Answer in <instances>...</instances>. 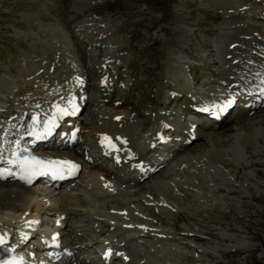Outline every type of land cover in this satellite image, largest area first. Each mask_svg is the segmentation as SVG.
Instances as JSON below:
<instances>
[{"label":"rangeland","instance_id":"obj_1","mask_svg":"<svg viewBox=\"0 0 264 264\" xmlns=\"http://www.w3.org/2000/svg\"><path fill=\"white\" fill-rule=\"evenodd\" d=\"M42 4L45 6L42 7ZM225 4L224 0H94L87 1L86 5H79L76 0H0V86H4V81H8V85L13 84L14 88L18 89L36 79L35 74L28 76L24 72L29 70L27 62L31 57L28 56L34 54L33 47L37 46L34 44L35 40L38 42V39L42 41L47 38L44 32H40L41 25L54 23V26L62 30L63 37L75 49L76 58L81 65H85L88 61V50L75 36L79 32L74 29V25L84 18L95 19L103 39L119 49L122 62L111 67L113 76L106 88L97 85L98 77L92 70L87 71L86 86L88 85L90 93L107 97L109 106L115 104L118 111L124 110L129 117L141 124V129H145L150 114H154L160 106L157 102V90L169 60V51L178 52L179 57H171V60L174 65L180 64L184 67L185 77L195 78V87L209 76L205 77V72H211L212 68L219 70V65L213 62L218 60L214 54L215 46L221 43L219 39L222 36L219 33L226 20ZM250 20L259 25L264 24L263 20ZM26 33H32L34 36L25 35ZM97 49L95 51L98 53L100 49ZM179 83L183 85L182 80H179ZM0 95L1 99L5 98L9 102L6 101V104L13 102L11 94L0 90ZM60 98H57V104L71 110V104L67 102L66 97L64 100ZM183 101V98H175L164 108L176 114L173 117H176L177 122L186 125L190 115L186 110L180 111ZM71 115L74 116L65 117L64 121L60 122L57 131L62 130L64 134L73 121L77 124L80 139L61 153L75 156L81 161V169L74 178V181L79 182L92 170L89 166L97 159L95 156L98 154V146L96 142H88L87 138L102 125L103 119H100L91 102L83 106L79 115L78 112ZM262 122L264 104L252 114H245L238 119L231 118L222 126L199 127L196 130L201 136L195 141L181 147L174 143L172 150H159L167 155L166 161L172 158L168 162L165 161L164 166L149 178L139 182L131 179L127 183H120L115 179L121 187H131L135 191L134 195H138L145 192L153 181L171 177L170 186L168 185L170 188L167 187L170 192L166 190L168 194L165 197L178 209L173 212L160 210L162 215L156 210L155 216H150L153 226L166 225L173 231L172 235L175 234L171 235L174 239L161 238V241H155V238L144 235L131 240L127 247L137 257L144 255L149 264H163L166 260H169L170 264H264V135L260 131L264 127ZM210 131L216 132L217 135L213 136L216 155L218 151L227 152L229 149V153L232 152L234 156L229 158L220 153V158L224 157L220 163V158H217L216 161L220 165L213 161H205L204 165V160L200 161L201 157L198 158L209 148L206 133ZM238 133L245 135L244 142L235 139ZM54 136L59 138L61 135L56 132ZM176 137L177 132H173V139ZM216 155L214 154L215 157ZM87 157L90 160L86 161ZM181 158L192 159L188 164L183 161L184 163L176 165L165 175L169 162L172 160L174 163L173 161ZM100 161L103 168L97 171L109 170L112 172V179L119 176L118 168L112 161ZM12 187H19L24 194L40 196V193H34L32 188L19 180L0 178V195L2 190ZM71 187L72 193H69L66 199L79 204L80 201L74 197L77 192L76 185ZM53 190L52 187L45 190L48 192L47 197L50 196L54 202L60 204V189ZM104 196L102 199L106 201L112 200L113 197ZM114 197L121 199L123 196ZM2 203L0 200V206L6 205ZM83 204L75 205L82 212V215H78L79 219H86L83 212L89 210L88 206ZM99 205L107 208L102 202ZM136 205L139 206L138 202ZM159 215L163 218H159ZM78 217L69 221L70 227L61 230L62 239L67 240L71 247H84L80 251L74 250L76 259L81 262L78 264H103L96 257L97 253H93L97 249L98 234L94 232L89 221L80 228L76 227L79 224ZM54 219L49 213L43 216L44 222L49 226L54 223ZM186 225L198 231L189 232L187 235L179 234L180 228ZM52 227L55 228V225ZM102 231L108 230L103 228ZM196 234L203 236L196 239ZM155 245L163 247L159 249L161 253H158ZM137 251L139 254H136ZM161 254H169L171 258H163ZM159 258L161 262L158 261ZM109 264L123 263L114 259Z\"/></svg>","mask_w":264,"mask_h":264},{"label":"bare ground","instance_id":"obj_2","mask_svg":"<svg viewBox=\"0 0 264 264\" xmlns=\"http://www.w3.org/2000/svg\"><path fill=\"white\" fill-rule=\"evenodd\" d=\"M76 1L79 5H86L87 1L92 2L94 0ZM224 1L227 8L225 10L226 20L222 24V31L219 33L222 36L219 39L221 43L215 46L214 56L218 60L213 62L219 65V70L212 68L211 72H205V77L209 76L197 87H190L189 78L185 77L186 74L184 75L183 72L184 67L182 68L180 64L174 65L171 60V57H179L178 52L169 51L167 53L169 60L162 72L161 83L157 90V102L160 106L154 114L149 113L151 116H149L150 119L145 125V129H141V124L139 125L136 120L132 119L131 116L129 117L123 112L124 110L118 111L115 104L109 106L107 97L90 93V89L87 88L88 85L86 86L87 71L92 70L97 74V85L106 88L113 76L110 72L113 70L111 67L122 62L119 49L103 39L102 31L95 23V19L84 18L74 25V29L79 32L75 36L85 44L88 50L86 53L88 61L85 65L80 64L75 56V49L63 37L62 30L53 25L54 23L39 27L40 32H44L47 38L42 41L38 39V42L35 40L36 43L34 44L38 47H33V49L35 48L33 55L29 54L28 57H31L27 62L29 70L24 72L28 76L31 73L35 74L36 79L31 80L30 85L24 84L18 89H15L13 84L8 85V81H4V86H0L1 92L11 94V100H13L8 105L6 104L8 101L5 98L1 99L0 95V138L5 141L6 134H14L15 138H20L24 134L29 137L26 139L27 145L22 147L24 150L20 148L21 140L18 141V150L23 151V154L33 152L40 160L71 161L78 167L73 169L70 165L61 166V169L41 170L38 176L28 177L17 165L8 163V160L14 156V151L10 152L13 147L7 150V146L0 144L2 146L0 147V155L4 157L0 159V171L11 169L12 172L9 175L7 171H4L0 178H14L27 184L34 193H40V196L24 194L19 187L2 190L0 200L6 205L0 206V237L4 238L5 243L0 245V249L14 243L27 244L28 240L35 238L36 235L41 237L44 235L46 238L44 237L41 242L37 240V244L32 246L31 255L27 257L28 259H34V255H37L35 250L39 252L45 250V253H53L52 261L78 264L79 260L76 259L74 250L79 249L80 251L84 247L81 249L79 245L71 247L67 240L61 239L63 237L61 230L67 226L70 227L68 223L72 218L82 215L81 210L75 205H82L83 203V205L88 206L89 210L83 212L86 214V219H79L78 217L79 224L76 227L80 228L85 222H91V227L99 238L96 245L97 249L93 253L99 252V259L103 262L119 259L123 264H149L144 255L141 256L140 254L137 257L127 247L131 240L144 235L155 238V241L157 239L161 241V238H173L172 236L175 234L172 235L173 231H170L166 225L153 226L150 219V216H155L156 210L168 212L178 210L165 197L169 191L167 187L170 186L171 177L170 179L165 177L166 179L153 181L145 192L138 195H134L133 188H123L116 180L120 183H127L131 179L138 180V177L149 178L159 168H162L166 161L167 155L158 152V150L168 148L172 150L174 143L181 147L188 142L195 141L201 136L196 130L197 125L208 124L213 127L217 122H219V126L223 125L227 120L218 121L217 119L223 116L222 113L225 110H227V114L234 104L238 103L239 107L235 111V115L238 113L251 114L253 110L256 111L264 104V92L261 91L264 89V24L259 25L250 20L252 18L264 21V0ZM44 6L42 4V7ZM40 15L41 13L38 16L40 17ZM30 34L34 36L32 33L25 35ZM95 49L98 50V53ZM179 80H182L183 85L178 84ZM19 89L21 91H18ZM63 95H67L65 97L67 102L71 104V110L57 104V98H62ZM65 97L63 96L62 99L64 100ZM175 98L176 100L178 98L184 99L183 108L181 106L180 111L188 110L189 114L206 115L209 119H192L186 125L183 122H177L176 117H173L176 114L168 112L169 110L164 108ZM90 102L94 105L96 113L100 115V119H103L102 125L91 132L87 138V141L96 142L98 154L96 161L89 166L92 170L77 182L74 181V178L81 169V161L75 156H66L61 153L63 149L71 148L73 143L80 139L77 124L73 121L69 131L67 130L64 134L62 130L57 131V129L65 117L71 118L74 116L71 115L74 112H78L79 115L83 106ZM60 109L65 111L61 112ZM33 117L36 118L35 121ZM224 117L226 119L225 115ZM53 123L51 132L45 134L43 131L45 124ZM32 131L40 133L41 138L37 139L36 136L28 134ZM260 131L264 135V127ZM56 132L61 135L59 138L54 136ZM173 132H177L175 139H173ZM206 134L209 148L201 154L202 156L198 157H201L200 161L204 160V163L202 162L204 165L205 161L217 163L216 160L218 157L220 158V153H223L225 157H234L232 152L229 153V149L227 152L218 151L216 155L214 150L215 139L213 138V136H217L216 132L210 131ZM105 137L109 139H105ZM244 137L245 135L242 136L238 133L235 139L242 143ZM9 140L8 144L13 141ZM170 141L173 143H169ZM101 157L116 164L119 176L112 179V172L109 170L97 171L103 168L100 161ZM223 158L219 159V163ZM190 159L192 158H181L173 161L174 163L171 160L165 175H168L176 165L184 162V164L189 163ZM88 160H90L89 157L86 158V161ZM169 160L167 159L166 162ZM219 163L217 164L220 165ZM209 164L207 163V165ZM73 185H76L75 190L77 192L74 197L77 198L78 202L80 201L79 204L71 203L66 199L68 194L72 193L70 190L73 189L71 187ZM173 185H175L174 182ZM48 187L54 188L53 191L60 189L58 192L61 194L60 204L54 202L50 196L47 197L48 192L45 190ZM104 195L123 197L121 199L112 197V200L106 201L102 199ZM172 195L174 196V194ZM100 202L107 208L101 207ZM136 202L139 206L136 205ZM72 205L74 207H71ZM48 213L55 217L51 226L43 222L44 214ZM161 215L159 218L162 219ZM53 225L55 228L52 227ZM103 228H107L108 231H102ZM180 229L179 234L182 235L198 231V229L189 228L187 225ZM195 236L197 239L201 235L196 234ZM49 239L52 243L48 241ZM57 239L58 241H56ZM154 247L158 248V253H161L159 249L163 247L160 246V248L157 245ZM136 254L139 252L137 251ZM164 256L166 259L171 258L169 254ZM164 256L162 255L163 258H165ZM0 260H2V255H0ZM158 261L161 262L160 258ZM168 261L166 260V263L170 264Z\"/></svg>","mask_w":264,"mask_h":264},{"label":"snow or ice","instance_id":"obj_3","mask_svg":"<svg viewBox=\"0 0 264 264\" xmlns=\"http://www.w3.org/2000/svg\"><path fill=\"white\" fill-rule=\"evenodd\" d=\"M262 92H264V89H261ZM61 112H64V109H60ZM34 121L36 120L35 117H33ZM53 124H45L43 131L45 134L50 133ZM29 135L36 136L37 139L41 138L40 133L32 131L28 133ZM105 139H109L105 137ZM18 143V142H17ZM13 155L15 156V159L8 160V163L11 165H17L20 170L25 174V176L30 177L31 175L40 174V171L42 169H47L49 171L52 170H58L61 169V166H71L73 169L77 168L78 165L73 164L71 161H43L36 157H30L27 155H21L20 152H14ZM4 157L0 155V159H3ZM7 171L9 175L12 174L11 169H5L0 171V176L3 175V172ZM5 243V240L3 237H0V245H3ZM4 264H13L12 261H6Z\"/></svg>","mask_w":264,"mask_h":264}]
</instances>
